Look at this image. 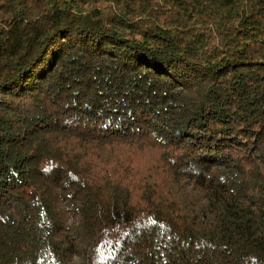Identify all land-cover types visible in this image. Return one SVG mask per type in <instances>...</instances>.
Returning <instances> with one entry per match:
<instances>
[{
    "label": "trees",
    "instance_id": "16d2710c",
    "mask_svg": "<svg viewBox=\"0 0 264 264\" xmlns=\"http://www.w3.org/2000/svg\"><path fill=\"white\" fill-rule=\"evenodd\" d=\"M0 264H264V0H0Z\"/></svg>",
    "mask_w": 264,
    "mask_h": 264
}]
</instances>
